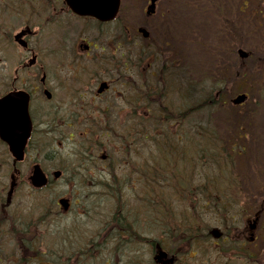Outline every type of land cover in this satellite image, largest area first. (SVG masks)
Returning a JSON list of instances; mask_svg holds the SVG:
<instances>
[{
  "label": "flooded vegetation",
  "instance_id": "af4514ba",
  "mask_svg": "<svg viewBox=\"0 0 264 264\" xmlns=\"http://www.w3.org/2000/svg\"><path fill=\"white\" fill-rule=\"evenodd\" d=\"M7 2L23 21L0 15V110L9 118L23 106L31 132L20 161L0 138V264H264V199L250 194L231 225L213 226L208 207L221 194L209 199L208 188L237 187L221 176L193 184L182 174L185 183L157 185L164 199L141 198L147 177L176 172L170 160L159 167L162 151L172 160L197 136L215 142L228 99L215 89L213 109L192 118L168 10L156 3L135 24L121 12L79 15L66 0Z\"/></svg>",
  "mask_w": 264,
  "mask_h": 264
},
{
  "label": "rangeland",
  "instance_id": "374dc122",
  "mask_svg": "<svg viewBox=\"0 0 264 264\" xmlns=\"http://www.w3.org/2000/svg\"><path fill=\"white\" fill-rule=\"evenodd\" d=\"M163 3L161 4V10L164 8L170 7L172 9V13L174 14V26H175V33L178 38L184 37L186 35L187 41L191 42L192 46L188 45V50L192 51V65L197 66L201 64L202 59L207 57V51L210 53L211 49L215 50L219 43L220 47V59H224L227 62H235L236 61V53L235 49L237 46H241L244 50H250L252 55L255 56L252 59H246L244 62V66L248 67V73L251 78H255L253 84L252 92L248 93L250 95L249 105L247 107L241 108L242 110V118L239 119V122L236 124L229 125V128L226 132H229L234 126L241 125L245 129V133L247 134V140L243 143L244 146L247 147V153L244 155L239 161H236V173L241 174L240 183L243 185L242 189L246 191L249 195L253 193V197H262L264 196V187L258 185L260 180H264V148L260 150L257 149L259 145L264 146L261 140L264 138V68L262 71H256L254 69L255 62L260 57L264 58V25H259L258 22L261 21V15L264 11V0H248L249 7H246L244 11H237L233 10L232 7L238 3H242L245 0H224L222 5L223 14L222 17L224 18L222 25H217L216 18H203L200 17L199 14L192 15L189 11L192 6L193 1L191 0H162ZM190 1L189 7L187 6V2ZM145 2V3H144ZM147 0H122V14L126 12V10H130L133 15L130 16V22H137L139 23L140 20V10L146 6ZM193 7V6H192ZM175 9L179 11L175 14ZM188 8V12L185 10ZM251 12H249V9ZM129 15V12L125 13ZM124 15L127 20L128 17ZM253 15V17L251 16ZM197 19V20H196ZM23 17L17 15L14 18L15 26L18 27L21 25ZM129 29H132L129 26ZM202 41L204 44L207 45L206 48H200L201 46L198 45V41ZM192 47V49L190 48ZM226 50V53L224 52ZM153 52L159 54L160 49L159 46H155L152 49ZM232 53V54H231ZM205 56V57H204ZM182 67L186 64H189L183 58H181ZM181 67V68H182ZM195 79H197L195 77ZM239 83V82H238ZM211 85V84H210ZM237 87L239 85L237 84ZM238 90V89H237ZM231 89H227L225 95L231 98ZM242 92V91H238ZM246 92V91H245ZM228 105H231L229 101L224 105L221 117H219V113L217 116L221 119L224 118L225 121H229L232 118L231 112H229ZM256 106V107H254ZM251 107L253 108L251 111ZM239 107L235 108L234 111L237 112ZM243 110L250 111L248 113H243ZM239 110V112H241ZM253 112V113H252ZM251 114V115H250ZM236 130V128H235ZM249 130L251 137L249 138ZM255 135H260L255 139ZM261 138V140L259 139ZM241 152L243 151L240 148ZM246 152V151H245ZM197 169H199L197 167ZM199 171H202L200 169ZM206 172L203 171V174ZM199 183V181H197ZM262 182V181H261ZM263 183V182H262ZM233 194L229 195V198H234ZM229 203V211L227 213V218L232 220L235 217L234 210L236 207L232 203ZM227 203H224L227 205ZM211 213H208L210 215ZM209 218L208 221L211 225H216L217 220L215 215ZM219 222V221H218Z\"/></svg>",
  "mask_w": 264,
  "mask_h": 264
},
{
  "label": "trees",
  "instance_id": "16d2710c",
  "mask_svg": "<svg viewBox=\"0 0 264 264\" xmlns=\"http://www.w3.org/2000/svg\"><path fill=\"white\" fill-rule=\"evenodd\" d=\"M204 1H205V4L203 3L202 6L203 7L205 6L206 13L215 14L216 17H218L217 21L219 22V16L218 15L222 14V11H223L222 5H223L224 0H199V2H204ZM193 6H196V5H193ZM243 6L246 7L247 3L244 2ZM258 23H259V25L260 24L264 25V11L262 12V15H261V21ZM223 69L225 70L224 71L225 76H228L229 78L233 77V68L227 67V65H226V66H223ZM238 69H239L240 74H241V78H239L240 88L251 89L253 86V84H252L253 79H249V76L246 75V69L242 67V63H240ZM195 108L196 107L192 108V112H194ZM197 139L200 140L199 138H197ZM195 141H196V138H195V140L190 142L188 147L181 149V150H176L175 156L172 157V161L175 164L174 166L172 164V166L175 167L176 172H174L171 176L169 174L160 175L159 178L162 179V181H163L162 183L158 182V181H160L159 178L155 177V179H151V178L147 177L144 188H143L142 199H146V200L164 199V197L162 196V193H164V191H167V189L158 188L157 187L158 184H161V185L170 184L169 182L172 183L174 181H175V183H185L184 180L181 178L183 171L181 169H179L181 162H183L182 160H184V158H185V154L186 155L190 154L189 155V161L191 163L186 169H190L192 171V175H194L195 173L198 172V170H196V167L203 168L205 166V164L209 161L215 163L216 166L218 167V169L222 168L223 175L225 174V172H224L225 167H228V166L232 167L233 166L232 165L233 160H232L231 156L222 157V159H218L216 156L210 155V159H205V157L203 156L205 152L203 150L202 144H200V143L195 144ZM208 141L211 143L210 140H208ZM183 151H184V157H180V154ZM166 152H167V154H165L162 151V154H163L162 158L164 159V163L159 164L160 168H167L168 167L167 164H169V160L171 161L170 153L168 151H166ZM163 159H161V160H163ZM185 160H186V158H185ZM186 172L187 171L185 170L183 173V177H185ZM155 183H157V184H155ZM207 192L209 193V199H211V198L213 199V197L211 196V193H213V192H211V190L209 188H208Z\"/></svg>",
  "mask_w": 264,
  "mask_h": 264
},
{
  "label": "water",
  "instance_id": "95a60500",
  "mask_svg": "<svg viewBox=\"0 0 264 264\" xmlns=\"http://www.w3.org/2000/svg\"><path fill=\"white\" fill-rule=\"evenodd\" d=\"M92 1H95L96 4L89 5L88 0H81L79 6H76V9L81 13H88L99 17L110 18L114 16L119 6V0H92ZM238 54L240 58H245L248 55L247 52L244 51L243 49H238ZM244 100H245V95L240 94L232 101V103L238 104L240 102H243ZM1 132L4 134L6 139H8L9 136L11 135L8 129H2ZM16 133L21 135L23 134L21 146L20 147L17 146L15 148V153H19L21 152L23 146L22 144H24L25 138L29 133V126L17 127Z\"/></svg>",
  "mask_w": 264,
  "mask_h": 264
},
{
  "label": "bare ground",
  "instance_id": "6f19581e",
  "mask_svg": "<svg viewBox=\"0 0 264 264\" xmlns=\"http://www.w3.org/2000/svg\"><path fill=\"white\" fill-rule=\"evenodd\" d=\"M7 1L8 0H0V6L4 7L0 11V15L3 16L4 18H8V22L12 23V22H14V18L17 17L18 9L16 7L14 10L12 5ZM224 224L231 225L232 220H229L227 217H225L224 218Z\"/></svg>",
  "mask_w": 264,
  "mask_h": 264
}]
</instances>
